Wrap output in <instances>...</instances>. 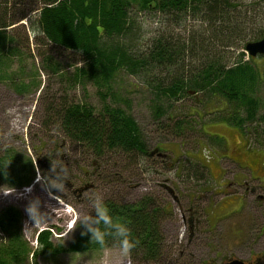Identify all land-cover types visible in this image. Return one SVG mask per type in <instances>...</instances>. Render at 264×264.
Listing matches in <instances>:
<instances>
[{
    "label": "rangeland",
    "instance_id": "374dc122",
    "mask_svg": "<svg viewBox=\"0 0 264 264\" xmlns=\"http://www.w3.org/2000/svg\"><path fill=\"white\" fill-rule=\"evenodd\" d=\"M239 1L243 4L240 13L256 10L260 13L256 28H264V2ZM132 16L139 34L134 44L139 49L147 48L159 30L172 32L171 28L162 27L163 22L154 12L135 8ZM178 32L175 28V33ZM240 46L231 49L225 62L234 68L241 60L254 69L256 80L251 84L250 94L259 104L256 118L252 121L245 110L236 114L230 106L224 111L221 99L213 101L208 108V101L200 96V101L186 98L169 107L166 101L165 116L170 118L169 122L167 118L157 120L154 97L142 79L120 71L111 84L113 94L106 99L105 85L100 88L95 81L73 78L75 70L84 66L80 56L66 55L50 46L42 49L40 44L38 52L36 45L31 44L32 57L17 62L19 66L13 65V70H21L15 78L25 79L27 85L32 83L33 91L19 93L10 84L0 83V148L13 149L32 161L36 170L30 192L27 188L0 186V213L9 209L20 213V232L30 248L26 264H124L128 260L134 264L129 252H123L120 247L79 254L64 251L58 256H39L35 260L34 253L39 250L37 238L42 231L52 232L55 246L67 249L73 243L80 232L82 217L92 214L91 200L97 194L103 199L116 198L123 202H137L148 195L162 209L166 208L161 226L169 256L153 264H225L232 259L264 264V206L256 203L257 195H264L257 193L264 192V183L255 180L256 170L253 174L249 167L250 157L264 161V58L252 61L243 43ZM43 55H52L62 63L60 74L51 73L53 70L46 65ZM43 87H46L44 91ZM53 98L57 105L86 104L98 113L106 105L123 108L139 124L151 157L138 156L135 159L138 163H124L125 171L130 168L131 173L124 174L122 184L105 187L100 183L98 189L87 191L84 188L94 184L95 179L83 174L91 171L86 154L80 156L81 150L70 146L58 149L64 142L59 137L52 140L59 143L54 144L59 152H53L52 144L46 146L50 135H58L54 119L44 123L45 110ZM223 112H234L232 117L244 120L243 127L229 123ZM180 120L185 122L184 131L178 136L173 127ZM43 125L47 130L50 128L49 134L45 133L50 139L40 131ZM50 164L55 173L49 172ZM57 169L64 183L61 191L52 188L50 195L42 178L50 181L52 176H60ZM36 198L40 200L41 211L46 213V222L40 225H34L26 212L28 203ZM6 238L0 230V245Z\"/></svg>",
    "mask_w": 264,
    "mask_h": 264
},
{
    "label": "trees",
    "instance_id": "16d2710c",
    "mask_svg": "<svg viewBox=\"0 0 264 264\" xmlns=\"http://www.w3.org/2000/svg\"><path fill=\"white\" fill-rule=\"evenodd\" d=\"M135 8L158 14L162 27L171 28L172 32L159 30L147 48L139 49L134 44L139 37L136 19L132 16ZM241 8L243 4L239 0H0V83L10 84L19 93L33 91L32 83L27 85L25 79L15 78L21 70L16 72L13 65L32 57L31 44L39 52L40 44L42 49L50 46L66 55L80 56L84 66L75 70L73 78L95 81L100 88L105 85L106 99L113 94L111 84L120 71L142 79L154 97L158 121L163 118L171 121L165 115L172 103L186 98L200 101V96L208 101V108L213 101L221 99L224 111L227 106L236 114L245 110L253 121L259 107L250 94L256 80L254 69L241 60L234 68L225 62L231 49L242 48L240 43L246 48L248 43L264 38V28H256L260 13L254 9L240 13ZM198 26L201 30L195 31ZM175 28L180 32L175 33ZM43 56L53 70L51 73L60 74L62 63L52 55ZM45 95L41 97L43 101ZM54 100L47 105L44 123L54 119L58 135H50L46 146L52 144L53 152L70 146L81 150L80 156L86 154L91 171L83 174L95 179L94 184L84 188L87 191L98 189L100 183L105 187L122 184L124 174L130 172V168L125 171L124 163H138L135 161L138 156L151 157L139 124L123 108L106 105L98 113L86 104L57 105ZM222 114L229 123L243 127L244 120L232 117L234 112ZM184 123L180 120L174 124L173 130L178 136L184 131ZM47 129L43 125L40 131L48 135L50 128ZM55 137L64 142H53ZM54 144H59L60 150ZM1 149L0 186L30 187L36 178L33 162L13 149ZM51 165L49 172H52ZM195 176L201 178L198 174ZM104 201L114 220L126 222L132 237L138 241L129 252L134 264L160 263L167 259L161 226L166 208L162 209L148 195L137 202L116 198ZM20 223L18 211L9 209L0 213V230L7 235L5 243L0 245V264H26L29 260L30 248L20 232ZM79 229L67 249L55 246L50 230L40 232L35 260L39 256H58L64 251L79 254L120 247L112 236L106 237L101 246L90 239V233L82 235V225Z\"/></svg>",
    "mask_w": 264,
    "mask_h": 264
},
{
    "label": "clouds",
    "instance_id": "9594fccd",
    "mask_svg": "<svg viewBox=\"0 0 264 264\" xmlns=\"http://www.w3.org/2000/svg\"><path fill=\"white\" fill-rule=\"evenodd\" d=\"M55 173L56 169L52 167ZM43 184L49 189V194L52 195L51 189L61 191L64 180L59 175L52 176L50 181L42 178ZM26 191L30 192L31 188ZM92 211L95 215L83 216L80 225L84 227L82 235L91 234L90 239L97 244L103 246L106 242V237L112 236L117 239L121 250L125 253L130 252L138 244V241L132 237L131 229L126 222H118L114 220L111 210L105 203L103 197L99 194L91 200ZM26 212L34 225H40L46 222V213L41 211L40 200L38 198L31 200L26 206ZM103 226V228L101 227Z\"/></svg>",
    "mask_w": 264,
    "mask_h": 264
},
{
    "label": "flooded vegetation",
    "instance_id": "af4514ba",
    "mask_svg": "<svg viewBox=\"0 0 264 264\" xmlns=\"http://www.w3.org/2000/svg\"><path fill=\"white\" fill-rule=\"evenodd\" d=\"M249 161H250L249 167L251 168L253 174H254V170H256V173H257V174H254L255 180H257L259 183H264V161L259 160L257 157H255V158L250 157ZM57 172L61 175V172L59 170H57ZM257 193H263L264 194L263 191L257 192ZM256 203L263 204V206H264V195L258 194L256 197ZM190 222L192 223V221H190ZM233 261H234V259L230 260L229 262H227L225 264H230ZM244 264H246V263L244 262ZM252 264H255V263H252Z\"/></svg>",
    "mask_w": 264,
    "mask_h": 264
},
{
    "label": "water",
    "instance_id": "95a60500",
    "mask_svg": "<svg viewBox=\"0 0 264 264\" xmlns=\"http://www.w3.org/2000/svg\"><path fill=\"white\" fill-rule=\"evenodd\" d=\"M246 51L251 57H257L259 55L264 56V39L259 42L249 43L246 46ZM230 264H244L240 260H234Z\"/></svg>",
    "mask_w": 264,
    "mask_h": 264
},
{
    "label": "built area",
    "instance_id": "2783aa9c",
    "mask_svg": "<svg viewBox=\"0 0 264 264\" xmlns=\"http://www.w3.org/2000/svg\"><path fill=\"white\" fill-rule=\"evenodd\" d=\"M124 264H130V262H125Z\"/></svg>",
    "mask_w": 264,
    "mask_h": 264
}]
</instances>
